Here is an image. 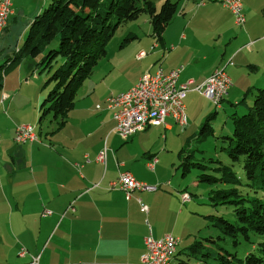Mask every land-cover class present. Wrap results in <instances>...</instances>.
<instances>
[{
  "label": "crops",
  "instance_id": "1",
  "mask_svg": "<svg viewBox=\"0 0 264 264\" xmlns=\"http://www.w3.org/2000/svg\"><path fill=\"white\" fill-rule=\"evenodd\" d=\"M51 1L12 0V14L0 34V58L5 57L8 68L19 61L21 56L16 52L20 48L10 58L3 40L17 38L19 45L33 17ZM151 1L154 5L164 2ZM198 1L186 0L180 9L177 4L161 37L149 45L151 55L143 50L144 56L137 58L140 49L134 53L139 61L155 57L150 67L146 65L149 70L141 66L126 88L109 91L98 102L88 100L97 81L91 74L78 89L63 125L57 128L58 119L48 116L54 125L46 135L36 134L31 123L39 113L43 88L27 77L9 86L8 76L4 77L0 90V264H142L144 239L151 235L157 240L167 234L178 239L170 264L174 263L181 240L187 243L186 236L191 235L185 222L195 217L199 208L190 195L182 202L188 195L185 185L175 176L170 179L176 158L161 141L149 138L178 126L183 129L178 137L185 134L201 123L214 103L190 89L184 100L189 99L192 108L196 99L206 101L190 113L184 103L185 126L168 116L164 124H148L143 131L122 140L114 130L107 100L134 86L144 72L154 73L159 67L164 72L181 68L178 83L193 79L190 88L202 83L216 68L224 67L232 85L221 103L233 100L238 104L236 99L241 95L264 84V0H241L243 25H236L232 12L220 0ZM194 21H208L210 28L195 29L191 27ZM107 64L109 70L124 69L119 54L113 62L107 58ZM221 103L214 104L215 113ZM20 123L32 126L34 140L14 141ZM162 137L166 141L168 135ZM152 157L157 160L149 167ZM123 172L156 186V190L136 189L127 199L124 191L110 187ZM141 203L147 211L141 210ZM45 210L50 214L43 216ZM33 257L36 263H32Z\"/></svg>",
  "mask_w": 264,
  "mask_h": 264
},
{
  "label": "trees",
  "instance_id": "2",
  "mask_svg": "<svg viewBox=\"0 0 264 264\" xmlns=\"http://www.w3.org/2000/svg\"><path fill=\"white\" fill-rule=\"evenodd\" d=\"M176 10L177 3L171 0H164L159 8L151 0H52L33 17L23 45L16 52L19 57L25 54L33 58L46 52L39 62L45 69L52 67L57 56L63 59V64L48 79L53 87L40 104L38 122L41 123L51 114L53 119H58L57 128L65 123L78 89L93 73L98 61L106 56V44L119 26L146 14L152 36L159 39ZM262 12L264 14V7ZM112 18L114 22L110 21ZM131 37L127 36L121 45ZM54 39H58L57 48L48 50V45ZM7 69V66H0V90ZM246 96L247 93L241 103H245ZM230 121L231 134L224 136L228 140L226 149L229 159L232 162L241 161L246 180L253 183L260 177L264 184V87L256 89L247 111L241 115L232 113ZM210 131L206 120L200 129L201 138ZM210 160L214 164V173L202 172L198 181L230 186L212 190L209 199L212 205H232L236 218V223H232L221 216L209 215L211 224L222 234L233 238L235 244L238 243L239 235L248 240L250 232L257 234L259 240L242 259L229 252L218 251L220 248L212 249L211 244L204 245L202 241L194 242L190 249L199 251L198 246L205 247L207 251L203 255L210 264H264V202L258 197H243L237 188L240 180L232 166L225 165L218 159ZM194 164L196 163L189 161L188 156L183 157V174ZM197 165L202 170L205 168L204 165ZM209 241L216 243L213 239Z\"/></svg>",
  "mask_w": 264,
  "mask_h": 264
},
{
  "label": "rangeland",
  "instance_id": "3",
  "mask_svg": "<svg viewBox=\"0 0 264 264\" xmlns=\"http://www.w3.org/2000/svg\"><path fill=\"white\" fill-rule=\"evenodd\" d=\"M171 1H178V9H180V6L183 2H186V0ZM198 2L202 3L203 1L200 0ZM160 5L161 3H157V5L155 4L157 8H159ZM110 21L114 22V19L112 18ZM191 27L199 30L208 29L210 28V23L208 21H194L192 22ZM129 35L132 36L130 40L125 42V45L122 46V48H119L121 47L122 41ZM16 40L17 38L14 40H8L7 38L3 40V44L8 45L6 52L10 58L14 56V50L16 48H21L23 45L24 39L19 43V45H16ZM153 41H155V38L152 36V28L146 14H142L135 20L128 21L126 24L119 26L114 35L106 44L108 56L106 55L100 59L97 65L94 67L91 77L92 79H97V81L94 85V95L88 100L98 102L103 98L104 95H108L109 91L111 93H115L120 91L121 88H126L128 84L133 79H135L137 72L139 69H141V66L149 70L146 65L150 67L155 57L139 61L136 60V55L134 56V53L140 49V51L145 50L147 55H151L149 45L152 44L151 42ZM57 46L58 39H54L48 45V50L57 48ZM45 53L46 52H42L35 58L25 54L22 55L17 63L13 64L6 70V74L4 76H8L7 84L9 86H16V84H19L20 78H23V81H25V78L27 77L34 81V85H39L40 88H43L41 91L42 97L38 103V106L43 102L48 92L53 87L51 82H47L52 72L63 64V59L57 56L50 69L43 68L41 65H39V62ZM118 54L124 60V69L109 70V67L111 66H107V58L110 57L111 61L113 62ZM5 61V57L0 58V66L3 65L5 67ZM126 66L128 67L126 68ZM35 76L39 77V80H34L33 77ZM100 80H103V83H100ZM87 81L88 80H86V82ZM258 87L263 88L264 84L258 85L255 88ZM246 93L247 96L244 99L245 103L240 102L242 100L241 98H243V95L236 99V101L238 100V104L235 105L233 104V100H231V103L228 100H225L221 103L222 107H220V109L218 108L217 113L214 112L215 105L213 104V106H211V112L201 121V123H196L195 126L179 137L178 135L183 129L178 126L176 130L173 129L169 133L167 131H165V133L161 131L157 137L153 135L149 138L154 142L161 141L162 144L166 145V150H168L169 153L176 158L175 165L171 166L170 172L172 173V176H170V179L175 176V179L179 181V184L180 182L183 183L187 189V194L191 196V199L195 201L197 204L196 206L199 208L196 216L185 222V228H189V234L191 235L186 236L187 243H183L184 240H181V244L177 248L178 252L173 264H210L211 262L208 260V258L203 255V253L207 251L205 247L198 246L199 251H192L190 249L192 244L196 241H202L204 245L211 244L212 249L218 250V248H220L218 251H226L230 254H235L237 258L242 259L245 254L252 249L253 244L259 240L257 234L250 232L248 240L243 239L239 235L237 237L238 243L235 244L233 238L222 234V232L217 227L213 226L208 218L209 215L221 216L232 223H236L232 205L227 203L212 205L209 199L210 195L212 194V190H217L218 188L226 189L230 186L223 187L219 184L215 185L214 183L198 181L200 173H214L212 170L214 164L210 159H218L223 164L232 166L233 171L240 180V184L237 185V188L243 197H258L264 202V184H262L260 181V177H258V179L253 183L246 180L241 167V161L232 162L229 159L226 149L228 146V140L224 138V136H230L231 134V121L228 120L227 122V119L230 117V115L232 113H236L237 115L245 113L247 111V107L252 103L255 91H247ZM204 101H206L204 98L196 99L193 108L189 99H185L184 103L185 105H188V113H190ZM209 115L210 117L208 118ZM48 116L45 120L39 123L38 113L36 120L31 121V123L35 126L36 134L46 135L50 133L54 123ZM206 120L210 125L211 131L207 134V136L201 138L200 129ZM22 124L27 123H20L16 125V127ZM162 134L168 135L166 141L162 137ZM185 156H188L189 161L196 164L191 165L189 170L183 174L181 169V159ZM197 164L204 165L205 168L202 170ZM174 167H177V169H174ZM211 239L215 240L216 243H210L209 240ZM206 240L208 241L206 242Z\"/></svg>",
  "mask_w": 264,
  "mask_h": 264
},
{
  "label": "built area",
  "instance_id": "4",
  "mask_svg": "<svg viewBox=\"0 0 264 264\" xmlns=\"http://www.w3.org/2000/svg\"><path fill=\"white\" fill-rule=\"evenodd\" d=\"M228 8L236 25H243L244 15L241 0H220ZM12 14V0H0V34L5 29L9 16ZM249 46V44L247 45ZM145 52L137 54V58L144 56ZM181 68L164 72L161 68L154 73L141 75L137 83L124 92L111 96L107 100V108L112 110L115 120L114 130L122 140H127L138 132L143 131L148 124L165 123L166 117L170 116L180 126L186 125V113L184 98L190 89H194L209 98L214 104L220 105L221 100L227 94L232 85L230 77L224 71V67L216 68L202 83L195 85L193 79L178 83ZM32 126L22 124L15 128L14 139L18 143L32 141L36 138ZM104 152L101 151L100 155ZM156 157L148 161V166L153 167ZM111 188H119L124 191L126 198L132 191L146 190L155 191L156 186L137 181L128 173H120L118 178L110 183ZM189 195L182 197V202L189 200ZM142 211H147V206L140 204ZM50 214L49 210L43 211L42 215ZM145 253L141 257L142 264H163L164 257H170L172 248L177 247L178 239L170 234L161 239H154L148 235L144 239ZM25 250H21V255ZM36 263V258H32Z\"/></svg>",
  "mask_w": 264,
  "mask_h": 264
},
{
  "label": "bare ground",
  "instance_id": "5",
  "mask_svg": "<svg viewBox=\"0 0 264 264\" xmlns=\"http://www.w3.org/2000/svg\"><path fill=\"white\" fill-rule=\"evenodd\" d=\"M176 253V247L172 248L170 251V257H164L163 264H170Z\"/></svg>",
  "mask_w": 264,
  "mask_h": 264
}]
</instances>
